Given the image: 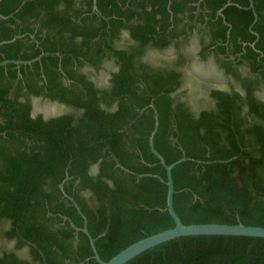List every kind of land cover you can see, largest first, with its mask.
Segmentation results:
<instances>
[{"label": "trees", "instance_id": "1", "mask_svg": "<svg viewBox=\"0 0 264 264\" xmlns=\"http://www.w3.org/2000/svg\"><path fill=\"white\" fill-rule=\"evenodd\" d=\"M253 3L256 21L249 0L0 1V63L39 58L0 67V264H98L84 225L103 261L173 228L166 171L149 147L156 117V151L168 166L185 159L172 171L182 223L264 228V102L255 96L264 83L243 80L242 97L197 82L205 95L188 105L178 101L189 60L179 45L171 63L148 66L154 49L203 26L215 55L232 45L263 80L264 0ZM123 31L129 50L114 48ZM105 56L119 67L107 89L73 70ZM219 65L239 78L230 62ZM30 97L71 112L33 116ZM127 264H264V239L184 237Z\"/></svg>", "mask_w": 264, "mask_h": 264}, {"label": "water", "instance_id": "2", "mask_svg": "<svg viewBox=\"0 0 264 264\" xmlns=\"http://www.w3.org/2000/svg\"><path fill=\"white\" fill-rule=\"evenodd\" d=\"M1 1V0H0ZM230 5V4H228ZM95 9H97L95 7ZM249 9L253 11L254 17L256 21L257 15L254 11V3L253 0H249ZM223 10V9H222ZM219 11V14L222 12ZM4 44V43H2ZM1 45V44H0ZM39 60L37 58L33 61H4L0 63V67L6 66L8 64L14 65H30L31 63ZM159 125L158 117H156L155 129L152 132L149 139V147L153 155L159 160L160 164L165 168L166 171V186H167V199H166V210L171 216L174 227L164 230L162 232L156 233L154 235L148 236L144 239H141L127 248L120 251L114 257L109 259L108 261H103L96 248H95V240L88 233L86 225L82 231L87 235L90 246L93 252V258L96 260L98 264H127L137 256L142 253L151 250L161 244L167 243L169 241L184 238V237H197V236H223V237H247V238H258L264 239V228L259 226H246L241 223L229 225V224H216V223H208V224H183L179 216L177 215L174 209L173 197L175 194L172 171L173 169L185 159H181L176 163L171 165H166L163 157L156 151L154 148V136L157 132ZM62 193L64 197H67L63 191L61 186ZM85 220V217H83Z\"/></svg>", "mask_w": 264, "mask_h": 264}, {"label": "flooded vegetation", "instance_id": "3", "mask_svg": "<svg viewBox=\"0 0 264 264\" xmlns=\"http://www.w3.org/2000/svg\"><path fill=\"white\" fill-rule=\"evenodd\" d=\"M81 1L82 0H76L77 8L81 7ZM93 11H96L95 7H93ZM182 18H185V15H183ZM77 22H79V21H77ZM137 22L138 21L135 20V23H137ZM186 22L187 21L185 19L183 24L186 23ZM196 32L197 33H201L202 32V33L206 34V38H200V44H199L200 48H199V51L196 53L198 55V58H200L202 60V58L200 56V53L202 51H205V54H204L205 58H203V60H206V59H209V58H211V60H213V61L210 60L211 61L210 63L214 62V64H212V65H214L215 69H217L216 71L221 72L222 75L225 77V79H227V81L231 83V87L232 88H230L229 91H235V92L239 93L242 97H245V93L243 92L242 85H241L243 80H245V79H249V80H253V81L260 80V83H264V79L263 80L259 79V77L256 76V74H252L251 73L250 67L247 65L246 62H242L241 61V56L240 55H234L232 53V51H233L232 45H230V44L225 45L226 46V51H225L226 53L225 54H222V55H219V56L215 55L216 48H215L214 45H212L213 40H212V38H210V36L208 35L207 31L205 30V28L203 26H199L198 28H194L191 33H188L186 36L179 37V39L170 42L165 48H163L161 50H156V49H154V50L158 54H165V55L171 56V59L169 61H166V62H170L171 63L173 61L174 55L178 51V49H177L178 45H179L180 49L182 50L183 45L185 44V42H187L191 36L195 35ZM123 36H125V39H127L129 45L127 47L119 48L117 46V44H116L118 39H119L118 38L117 40L114 41V48H116L118 50H129V47L131 46V43H129L130 41H129L128 32L127 31H123L122 34L119 37H123ZM80 40H81L80 38L77 39V41H80ZM206 47H207V49H205ZM188 52L190 53V50ZM186 55H187L188 59H189V56L190 57H194L195 56V54L193 52L190 53V54H186ZM239 60L242 63H240L238 65L237 62ZM143 61L145 62L146 60H143ZM107 62H110V63L113 64V69H110L109 72H108L107 81H106V85L107 86L106 87H102V86L98 85L99 89H107L109 87V80L111 78V75L113 73L117 72L118 69H119V67L117 66V64H116L114 59H111V58L105 56L103 58L101 64L99 66H96V67L87 64V62H84L80 66H79V64H75L74 67H73V70L77 74L82 75V76L84 75L89 80L94 82V79H93L92 75L100 72L101 70H103V68L105 66V63H107ZM161 62H163V61H161ZM221 62L222 63L223 62H230L234 66V70L236 71L237 75H239V78L235 79L233 76L227 75L226 74V70L222 69V67L219 65V63H221ZM148 66L150 67V66H152V64L148 62ZM187 80H189V81H186L187 83H189V85H190V82H191V87H192L191 90L194 88V86H197L196 81L192 80L191 77H188ZM184 81L185 80H183V84H184ZM61 82L63 83V85L65 87H69V86L71 87L74 84V82L72 80L67 79L65 76H63V78L61 79ZM182 91H183V86L181 88V92ZM23 92L26 93L25 90ZM177 93H179V91ZM182 93H179V94L180 95H184V94L187 95V92L185 93V90H184V93L183 94ZM191 94L193 95V92H191ZM176 95L177 94H174V95L172 94L171 98H175L176 97V99H177ZM180 95L178 96V101L185 102L186 100L185 101H181L180 100ZM255 96L258 97V98H259V96H263L264 97V85L263 84L257 88V90L255 92ZM186 99L190 100V97H188ZM23 100H24V97L21 98V102H23ZM30 100H31V104H32L33 107H34V102L42 101L43 103L52 104V105H59V106L65 107L66 109H68V111L71 112V110L69 108H67L65 105L59 103L58 101H50V100H48L47 98H44V97H41V98L30 97ZM260 100H262V99H260ZM262 101L264 102V100H262ZM185 103L190 105V103H188V102H185ZM191 109L195 110V107L191 108ZM201 109H203V108L200 107L199 110H201ZM114 110H115V104H114L113 108L110 109V111L113 112ZM199 110H197V111H199ZM246 111H247V108L245 107L243 109V111H242V115H245ZM62 114H65V113H62ZM62 114L46 117L45 115H43V113L42 114L39 113V114H36V115L33 114V116L42 115L44 120H49L51 118L60 116ZM155 114L157 116V112L156 111H155ZM97 171H98V164L93 167L92 174L97 173ZM60 188H61V186H60ZM71 202H72V200H71Z\"/></svg>", "mask_w": 264, "mask_h": 264}, {"label": "rangeland", "instance_id": "4", "mask_svg": "<svg viewBox=\"0 0 264 264\" xmlns=\"http://www.w3.org/2000/svg\"><path fill=\"white\" fill-rule=\"evenodd\" d=\"M200 38H206V34L202 32L201 33L196 32L195 35L191 36L189 40L185 42L182 48L183 50L182 52L186 54H190L192 52L195 54L194 57L189 56L188 65L184 67L186 78H184L185 81L183 84V91L185 90L187 92V95L186 94L180 95V100L181 101L186 100L185 102H188V103H190L189 101L191 100H187L186 98L190 97L191 92L196 93L199 96L205 95V93L199 92L197 90L198 89L197 86L191 90L192 88L191 82H190V85L189 83L186 82V81H189L187 80L188 77H191L192 80H195L196 84L198 82V85H201V83L206 82V83H212V86L219 88L221 90H225V91H229V89L232 88L231 83L228 82L227 79H225L222 73L219 71H216L217 69H215L214 65H212L214 64V62L210 63L211 61H213L211 60V58L206 59V60H203V59L201 60L200 58H198V55L196 53L199 51V48H200L199 46ZM116 44L119 48L127 47L129 45L127 39H125V36L119 37ZM189 50H190V53L188 52ZM170 59H171V56H168L165 54H158L157 52H154L148 56V61L151 62L152 65L153 64L157 65L161 61L166 62V61H169ZM110 69H113V64L110 62H107L105 63L103 70L92 75L93 79L96 81L98 85L102 87L107 86L106 81H107V76H108V72ZM259 98L264 100L263 96H259ZM200 107L202 106L195 105V110H199ZM67 112L69 113L70 111H68V109H66L65 107H62L59 105L47 104V103H43L42 101L34 102V107H33L34 115L43 113V115H45L46 117H50V116H55V115L67 113ZM3 243H4L3 241H0V248L1 247L5 248L6 245Z\"/></svg>", "mask_w": 264, "mask_h": 264}, {"label": "clouds", "instance_id": "5", "mask_svg": "<svg viewBox=\"0 0 264 264\" xmlns=\"http://www.w3.org/2000/svg\"><path fill=\"white\" fill-rule=\"evenodd\" d=\"M14 245H15V241H11V242H9L7 244V247L9 249H11V248H13ZM27 253H28V249L27 248H24V249H22V251H21L20 254H21L22 257H26L27 256Z\"/></svg>", "mask_w": 264, "mask_h": 264}, {"label": "crops", "instance_id": "6", "mask_svg": "<svg viewBox=\"0 0 264 264\" xmlns=\"http://www.w3.org/2000/svg\"><path fill=\"white\" fill-rule=\"evenodd\" d=\"M207 31V30H206ZM207 33H208V31H207ZM256 35V34H255Z\"/></svg>", "mask_w": 264, "mask_h": 264}]
</instances>
